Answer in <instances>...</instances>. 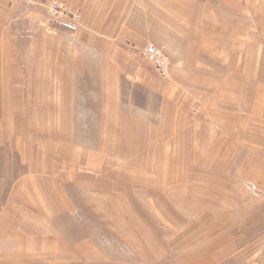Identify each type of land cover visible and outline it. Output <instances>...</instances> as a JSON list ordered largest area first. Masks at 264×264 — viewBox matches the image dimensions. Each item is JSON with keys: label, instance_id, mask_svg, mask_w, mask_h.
Wrapping results in <instances>:
<instances>
[{"label": "rangeland", "instance_id": "obj_1", "mask_svg": "<svg viewBox=\"0 0 264 264\" xmlns=\"http://www.w3.org/2000/svg\"><path fill=\"white\" fill-rule=\"evenodd\" d=\"M0 225V264H264V0H0Z\"/></svg>", "mask_w": 264, "mask_h": 264}, {"label": "built area", "instance_id": "obj_2", "mask_svg": "<svg viewBox=\"0 0 264 264\" xmlns=\"http://www.w3.org/2000/svg\"><path fill=\"white\" fill-rule=\"evenodd\" d=\"M148 48H149V51H151V52H155L156 51V48L153 45H151V44L148 46Z\"/></svg>", "mask_w": 264, "mask_h": 264}, {"label": "crops", "instance_id": "obj_3", "mask_svg": "<svg viewBox=\"0 0 264 264\" xmlns=\"http://www.w3.org/2000/svg\"><path fill=\"white\" fill-rule=\"evenodd\" d=\"M7 225H9L8 223H7ZM2 226H4L3 224H2ZM1 225H0V231H2L3 229V227H2ZM11 226V225H10ZM5 228H6V225H5Z\"/></svg>", "mask_w": 264, "mask_h": 264}]
</instances>
